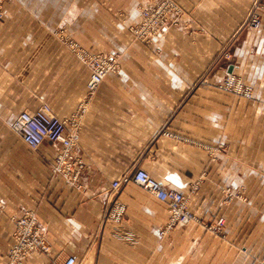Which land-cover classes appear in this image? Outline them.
<instances>
[{"label":"crops","instance_id":"crops-1","mask_svg":"<svg viewBox=\"0 0 264 264\" xmlns=\"http://www.w3.org/2000/svg\"><path fill=\"white\" fill-rule=\"evenodd\" d=\"M148 1H4L0 264H9L12 219L23 211L35 215L49 255L22 264H264V1L173 0L179 25L158 47L127 30ZM59 29L85 51L119 59L89 99V71L56 38ZM226 74L253 98L218 90ZM42 104L61 120L85 107L79 188L52 175L56 146L32 150L11 130L19 113ZM136 170L187 196L192 221L160 235L164 203L132 183L113 194L111 182ZM114 204L125 208L118 225L106 220Z\"/></svg>","mask_w":264,"mask_h":264},{"label":"built area","instance_id":"built-area-1","mask_svg":"<svg viewBox=\"0 0 264 264\" xmlns=\"http://www.w3.org/2000/svg\"><path fill=\"white\" fill-rule=\"evenodd\" d=\"M4 1L0 0V19L3 17ZM180 17L181 10L172 0H151L139 7L135 20L128 24L127 30L136 41L146 46L158 47L163 33L170 27L178 26ZM258 25L256 17L251 15L248 27L257 30ZM60 41L89 71L86 84L87 99L92 96L107 75L118 72L119 64L114 54H89L68 36L60 37ZM215 87L222 92L246 100L253 98L251 87L232 74L224 75ZM84 110L83 106L70 120H61L53 114L47 104H42L33 112L19 113L10 125L11 130L32 150L44 142L56 146L51 173L75 188L80 187L79 178L83 171V164L75 152V147L77 119ZM129 183L167 206L168 219L160 235L175 227L186 226L192 221L193 216L187 207L184 195L164 188L145 171L136 170L130 175L111 182L112 193H117L122 186ZM227 197L231 198V195L228 193ZM124 212L123 205L114 204L108 210L106 220L118 225L122 221ZM12 222L14 226L13 243L7 251L9 264H22L34 254L49 255V245L44 232L32 212L23 211L21 215L14 217ZM62 264H74V259L67 258Z\"/></svg>","mask_w":264,"mask_h":264},{"label":"rangeland","instance_id":"rangeland-1","mask_svg":"<svg viewBox=\"0 0 264 264\" xmlns=\"http://www.w3.org/2000/svg\"><path fill=\"white\" fill-rule=\"evenodd\" d=\"M151 1V0H150ZM173 1V0H172ZM149 2V1H148ZM173 3H174V1H173ZM175 4V3H174ZM139 10V9H138ZM55 36H56V38L60 41V37H65V36H68L69 38H71L72 40H73V37H72V35H71V33L68 31V30H66V29H59V30H57V32L55 33ZM134 39V38H133ZM135 40V39H134ZM74 41V40H73ZM136 41V40H135ZM61 42V41H60ZM75 42V41H74ZM145 45V44H144ZM67 49V48H66ZM68 50V49H67ZM84 50V49H83ZM69 51V50H68ZM85 51V50H84ZM87 52V51H86ZM87 53H89V52H87ZM89 54H93V53H89ZM99 54H103V55H110V54H107L106 52H99V53H94L93 55H99ZM114 56L116 57V59H117V61H118V64H119V59H118V57H117V55L116 54H114ZM120 67V66H119ZM237 77V76H236ZM184 198L186 199V200H188L187 199V196H184ZM226 198H227V200H230L231 198H229V197H227V195H226Z\"/></svg>","mask_w":264,"mask_h":264}]
</instances>
